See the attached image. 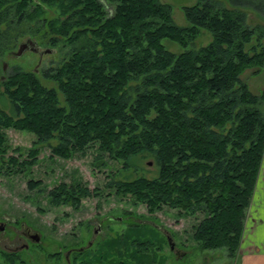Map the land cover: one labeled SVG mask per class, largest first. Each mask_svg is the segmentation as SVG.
Wrapping results in <instances>:
<instances>
[{"label":"trees","instance_id":"1","mask_svg":"<svg viewBox=\"0 0 264 264\" xmlns=\"http://www.w3.org/2000/svg\"><path fill=\"white\" fill-rule=\"evenodd\" d=\"M228 3L184 5L188 23L180 26L161 0H0L1 51L10 27L14 38L31 23L51 45L70 47L42 71L55 86L17 65L0 80L12 103V113L0 108V173L21 172L34 158L4 155L7 127L33 132L60 156L96 147L124 168L134 157L151 158L156 176L108 184L149 212L166 205L179 215L199 214L193 239L234 256L264 153V88L255 93L240 77L247 67L263 66L264 50L259 38L252 40L257 31L242 8L264 15V0ZM52 7L57 13L46 17ZM201 27L210 41L188 46ZM162 38L183 49H167ZM94 194L95 188L65 182L48 191L52 203L73 206ZM93 240L72 249L66 264H163L152 239L131 230Z\"/></svg>","mask_w":264,"mask_h":264},{"label":"rangeland","instance_id":"2","mask_svg":"<svg viewBox=\"0 0 264 264\" xmlns=\"http://www.w3.org/2000/svg\"><path fill=\"white\" fill-rule=\"evenodd\" d=\"M161 1L170 4L176 24L187 25L182 7L196 0ZM217 1L229 5L228 0ZM242 9L246 13V22L255 26L257 31L252 40L259 38L264 50V36H261L264 33V15L251 8ZM52 13H57L54 7L46 10L45 16ZM23 28L27 29L26 32L12 39L14 30L10 27L7 48L0 50V80L13 65H17L32 71L42 84L55 86V82L45 78L42 71L58 64L70 47L62 42L51 45L49 35L36 32L34 23L25 24ZM29 39L36 41L39 49L50 50L39 54L24 49L15 55L18 45ZM210 39L209 30L201 27L188 46L198 47ZM161 42L173 52L183 49L169 38H162ZM255 69H243L240 77L251 91L260 93L264 88V64L258 71ZM261 103L263 105L264 100ZM0 108L12 113V103L2 92L1 85ZM2 131L5 156L16 155L22 159L32 152L34 158H31L32 164L21 172L13 167L9 171L3 168L0 173V221H4L3 230H0V264H66L64 256L69 249L85 246L90 239L106 241L128 230L136 237L152 239L151 250L158 248V258L162 257L163 264H239L238 250L234 256H229L224 246L202 248L193 239L192 227L199 214L179 215L177 209L166 205L149 212L143 202H134L130 195L116 192V187L108 184L137 176H156L158 166L151 158L134 157V162L124 168L121 159L110 158L104 151L97 152L96 147H89L84 153L77 152L73 156H60L52 153L46 143H37L35 134L25 128L7 127ZM50 142L54 143V140ZM61 182L85 184L95 188L96 194L81 197L76 206L60 202L54 204L48 191ZM22 224L38 231L39 240L27 239L22 233ZM24 242L27 247L20 248ZM16 247L18 249L12 252Z\"/></svg>","mask_w":264,"mask_h":264},{"label":"crops","instance_id":"3","mask_svg":"<svg viewBox=\"0 0 264 264\" xmlns=\"http://www.w3.org/2000/svg\"><path fill=\"white\" fill-rule=\"evenodd\" d=\"M260 107L264 114V103L263 105L261 103ZM237 254L239 264H264V153L253 193L245 211Z\"/></svg>","mask_w":264,"mask_h":264},{"label":"water","instance_id":"4","mask_svg":"<svg viewBox=\"0 0 264 264\" xmlns=\"http://www.w3.org/2000/svg\"><path fill=\"white\" fill-rule=\"evenodd\" d=\"M24 49H31L32 51H37L39 54H42L43 52L50 50V49H39V45L37 44L36 41L33 40H27L24 42H21L18 45V48L16 51H14L15 55L20 54ZM24 226V225H23ZM3 228V224H0V230ZM27 229H29V227L27 226ZM30 239L33 241H37L39 240V233L38 231H34V234L32 236H30ZM91 242V239L87 242V244L89 245Z\"/></svg>","mask_w":264,"mask_h":264},{"label":"flooded vegetation","instance_id":"5","mask_svg":"<svg viewBox=\"0 0 264 264\" xmlns=\"http://www.w3.org/2000/svg\"><path fill=\"white\" fill-rule=\"evenodd\" d=\"M2 218H3V217H2ZM0 224H3V227H4V221H0ZM21 226H22V228H23V230H22L23 235H24L27 239L31 240V239H30V236H32V235L34 234V231H36V230L33 231V230H31L30 227H29V229H27V226H25V225L23 226V224H22ZM1 230H3V228H2ZM26 247H27V243H26V242L22 243L21 246H20V248H26ZM17 249H18V247H16L14 250H12V252H15ZM71 251H72V249H69V250L66 252V254H65V256H64L65 261L68 260ZM3 256H4V253H3Z\"/></svg>","mask_w":264,"mask_h":264}]
</instances>
